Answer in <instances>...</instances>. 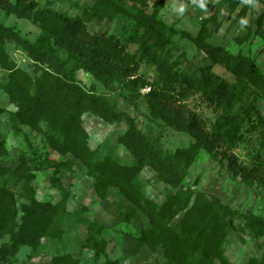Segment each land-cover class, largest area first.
<instances>
[{
    "label": "rangeland",
    "instance_id": "1",
    "mask_svg": "<svg viewBox=\"0 0 264 264\" xmlns=\"http://www.w3.org/2000/svg\"><path fill=\"white\" fill-rule=\"evenodd\" d=\"M35 1L42 8L48 0ZM96 1L57 0L51 8L71 17L82 18L93 34L114 35L128 52L137 56L140 60L138 73L150 82L159 78L151 58L153 53L156 59L164 57L169 63H176L178 73L194 74L196 80L202 79L206 71L225 80L228 86L218 102L206 100L198 87L188 89L185 102L214 123L223 113V103L238 93L240 100L231 114L244 118V123L241 126L236 124L240 137L233 153L242 164L248 163L257 153L264 159V94L259 86L235 76L187 38L195 35L199 25L216 12L221 0H148L146 3L139 0H108L119 9L113 19L89 15ZM232 2L228 0L227 4ZM263 2L239 0V5L233 11L228 10L227 4H222L217 9L216 21L206 23V30L210 34L208 41L212 45H221L231 55L241 54L250 58L262 71L264 19L260 22L258 17L262 13ZM201 3L203 8L200 7ZM157 5V19L165 25V29L159 36L160 40L154 38L147 42L151 48L143 53L139 50V41L148 34L135 17L139 11L150 15ZM243 6L246 7V15L238 19L236 15ZM4 24L22 40H33L38 35L37 28L14 17L4 19ZM5 51L22 70L33 78L39 76L40 72L34 70V61L19 43L9 41L5 44ZM202 68L205 73H202ZM7 77L8 72L0 69V81L6 82ZM78 78L89 88L92 81L89 76L80 71ZM184 89L187 90L186 85ZM97 91L116 111L123 113L122 120L113 124L89 112L82 114L81 123L88 133L90 148L101 157L108 155L126 165L135 163L131 149L125 148L118 140L120 136L127 135L132 122L136 129L159 138L164 147L171 151L187 147L192 142L187 134L150 123L145 97L148 88L141 90L139 99L125 89L121 93L108 92L98 85ZM132 97L137 105L136 110L129 104ZM15 112V106L0 91V169H9L5 174H0V187L5 186L14 194L18 226L22 223V206L28 205L31 200L52 202L58 209L52 219V235L40 238L35 249L21 246L13 253L4 247L8 236L0 234V264H51L54 258L66 256L75 262L73 264H200V256L186 250L181 241H176L169 232L157 226L141 204H133L119 188L92 174L79 159L52 146L47 138L51 132L45 125L41 131L33 130L22 124ZM124 141L129 142V139L124 138ZM22 160L29 167L27 175L12 173ZM139 178L147 199L158 204L165 202L170 188L157 178L151 167L145 166ZM182 185L192 193L199 192L208 199L212 198L222 206L221 211H234L241 217L254 215L264 221V186L256 182L245 183L232 176L227 170L226 161L220 160L219 155L199 152ZM183 214V211L177 213L170 225L177 223ZM238 225L241 227L243 220ZM99 228L100 236L105 240L103 247L94 245L92 232ZM248 231L247 228L245 231L234 229L220 240L217 254L222 260L227 259V264H248L252 261L264 264V228L255 227L254 233ZM219 258H213L212 264H222Z\"/></svg>",
    "mask_w": 264,
    "mask_h": 264
},
{
    "label": "trees",
    "instance_id": "2",
    "mask_svg": "<svg viewBox=\"0 0 264 264\" xmlns=\"http://www.w3.org/2000/svg\"><path fill=\"white\" fill-rule=\"evenodd\" d=\"M55 1L48 0L40 8L35 0H0V69L8 72L6 82L0 81V91L15 106L17 119L36 131H41L45 125L51 132L47 138L52 146L79 159L92 174L119 188L133 204H141L157 226L169 232L176 241H181L186 250L200 256V264H212L213 258L220 257L217 254L218 244L231 230L245 231L247 228L249 233H254L255 227L264 228V221L260 217H241L234 211H221L222 206L212 198L208 199L203 193H192L182 185L199 152L205 151L225 160L228 172L242 182H256L264 186V159L260 154L257 153L248 163L242 164L233 153L240 137L237 125L244 123V118H236L231 114L234 105L240 100L238 93L223 103V113L211 123L185 102L188 89L198 87L206 100L218 102L228 86L225 80L207 71L202 79L196 80L194 74L178 73L176 63H169L164 57L156 59L153 53L151 58L159 78L158 81L150 82L138 73L140 60L137 56L128 52L114 35L91 33L82 18L71 17L51 8ZM139 1L146 3L148 0ZM227 1H219L217 9L227 4ZM158 5L150 15L139 11L135 17L148 34V37H142L139 41V50L143 53L151 48L147 42L154 38L160 40L159 36L165 29V25L157 19ZM238 5L239 0H233L227 4V8L233 11ZM117 8L108 0H97L89 15L113 19L119 11ZM216 12L199 25L195 35L187 38L235 76L258 85L264 94V71L256 67L250 58L241 54L231 55L221 45H212L208 41L210 34L206 30V23L216 21ZM245 15L246 7L243 6L236 17L243 19ZM8 17L30 23L38 29V35L33 40L20 39L4 24V19ZM258 19L260 22L264 19V2ZM11 40L19 43L34 61V70L40 72L38 77L33 78L10 59L5 44ZM204 70L202 68V73H205ZM80 71L91 78L89 88L78 78ZM98 85L108 92L121 93L125 89L136 99L141 97V90L148 88L145 97L150 123L187 134L192 142L187 147L171 151L164 147L159 138L136 129L132 122L127 135L120 136L118 140L125 148L131 149L135 163L126 165L108 155L101 157L90 148L81 116L89 112L113 124L122 120L123 113L116 111L105 96L97 91ZM129 104L137 109L133 97ZM232 124L237 125L234 127ZM124 138H128L129 142H125ZM145 166L151 167L157 178L170 188L162 204L145 197L139 178ZM28 169L22 160L12 173L27 175ZM7 171V168L0 169V174ZM57 209V205L52 202L31 200L28 205L22 206V223L18 226L14 194L5 186L0 187V234L8 236L4 247L13 253L21 246L35 249L40 238L52 235V219ZM182 211L184 214L180 220L170 225L173 217ZM241 220L243 225L237 227ZM92 233L94 245L103 247L105 240L100 236L101 228ZM219 259L222 264L228 262L227 259ZM73 263L66 256L54 258L51 264Z\"/></svg>",
    "mask_w": 264,
    "mask_h": 264
},
{
    "label": "clouds",
    "instance_id": "3",
    "mask_svg": "<svg viewBox=\"0 0 264 264\" xmlns=\"http://www.w3.org/2000/svg\"><path fill=\"white\" fill-rule=\"evenodd\" d=\"M200 7H201V8H203V7H204L203 3H201V4H200Z\"/></svg>",
    "mask_w": 264,
    "mask_h": 264
}]
</instances>
